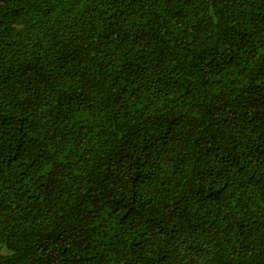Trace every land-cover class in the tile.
Listing matches in <instances>:
<instances>
[{"label": "trees", "instance_id": "trees-1", "mask_svg": "<svg viewBox=\"0 0 264 264\" xmlns=\"http://www.w3.org/2000/svg\"><path fill=\"white\" fill-rule=\"evenodd\" d=\"M0 264H264V0H0Z\"/></svg>", "mask_w": 264, "mask_h": 264}]
</instances>
